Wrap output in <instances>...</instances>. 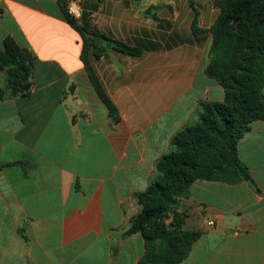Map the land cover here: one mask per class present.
<instances>
[{"label":"crops","instance_id":"obj_1","mask_svg":"<svg viewBox=\"0 0 264 264\" xmlns=\"http://www.w3.org/2000/svg\"><path fill=\"white\" fill-rule=\"evenodd\" d=\"M62 6L0 0V51L12 40L32 58L28 95L11 94L0 65V264H139L145 237L128 233L142 211L137 196L159 177L172 138L200 121L202 104L225 99L206 74L217 8L213 0H84L81 22L140 51L100 39L88 54L117 123ZM196 15L204 32L194 31ZM238 152L252 181L193 183L181 209L193 211L185 227L201 235L179 264H264V122L251 125Z\"/></svg>","mask_w":264,"mask_h":264},{"label":"trees","instance_id":"obj_2","mask_svg":"<svg viewBox=\"0 0 264 264\" xmlns=\"http://www.w3.org/2000/svg\"><path fill=\"white\" fill-rule=\"evenodd\" d=\"M227 2L224 1V3ZM259 2L264 3V0H244L232 7L228 3L224 17L220 16L210 29L213 42L210 50L211 62L206 74L223 86L226 93L225 102L203 103L198 125L189 126L172 138L171 146L183 152L163 156L157 169L165 176L166 181L171 180L173 184L157 180L152 182L145 193L137 196L142 211L134 220L128 233L142 231L145 237L147 251L139 264H179L188 257L193 244L201 235L199 232L184 231L176 227L158 228L151 231L149 225L161 218L164 210L148 208V204L151 205L155 201L172 203L176 196L186 199L190 196L193 183L198 180L221 181L230 185L252 181L248 166L239 157L238 145L245 134L250 132L254 122H264V44L256 57L250 60L251 68L248 79L237 81V84L235 80L233 87H230L227 84L228 75L235 70L240 47L244 49L249 43L246 40L249 31L246 29L243 39H239L228 30H221L233 22L240 23L244 15L252 16ZM62 3L67 21L84 37L83 61L90 79L99 97L108 108L110 116L118 123L121 120L120 113L97 76L88 54L100 39L110 42L115 49L125 54L137 56L140 51L100 35L91 29L88 22L77 23L67 13L66 0H62ZM197 17L196 15L193 23L194 31L204 32L197 27ZM252 26H256V30L264 36V21ZM0 65L2 69L9 68L10 86H15L11 94L13 96L28 95L30 92L29 78L32 75L31 56L15 42L8 40L5 52L0 51ZM235 85L240 88V93L231 95ZM231 98L239 111L230 107L228 102ZM3 167L0 166V170ZM178 170H195L200 171L201 174L194 179H188L185 174L173 173ZM174 235L179 239L177 244L181 249L180 252L172 249Z\"/></svg>","mask_w":264,"mask_h":264},{"label":"rangeland","instance_id":"obj_3","mask_svg":"<svg viewBox=\"0 0 264 264\" xmlns=\"http://www.w3.org/2000/svg\"><path fill=\"white\" fill-rule=\"evenodd\" d=\"M213 1H214L215 7L217 8V17H216V21H217V19H219L220 16L224 17V15L226 14L228 3L231 4L230 6L232 7V5L233 6L237 5L243 2L244 0H213ZM224 1H228V2L224 3ZM252 18H254V20ZM261 21H264V3L259 2L256 4L254 13H252V16L244 15L240 23L233 22L230 25H228L227 28H223L221 30V31H223L224 29L228 30L229 33L233 34L234 36H237V38L239 39L240 38L243 39L244 34H245L244 32L246 29L249 31V35L246 37V40L249 43L244 49L240 47L239 56H238V60L235 66V70L233 71L232 74L228 75L227 84L230 87H233L235 80L237 84V81H243L244 79H248V75L250 74V68H251L250 60L256 57V55L259 53V51L261 50L264 44V36L261 33H259L258 30H256V26H252L255 23L257 22L259 23ZM231 78L232 80H230ZM239 89L240 88L237 85H235V89L233 90V94L231 95H234L237 93L239 94L240 93ZM224 102H225V99H224ZM228 103L232 109L236 111L238 110V108L235 107V104L232 98L229 100ZM199 122L191 126L198 125ZM174 152L180 153V152H183V150H180V149H177L176 147L171 146V150L169 154L174 153ZM157 171L159 173V177L155 181L160 180L161 182H164V183L166 182L169 184H173L171 180L166 181L165 176L160 174L161 171L159 169H157ZM173 173L174 174L176 173L185 174L186 176H188V179H194L196 176H199L201 174L200 171H195V170L194 171L178 170ZM173 199L175 200V202L173 200L174 203L173 202L168 203L165 201H155L153 204L151 203V205L148 204V208L164 210L162 217L157 219L156 221H154L152 224L149 225V229L151 231L158 229V228L172 229L173 227H176L177 229H181L184 231H188L187 227H185V224L189 221L188 219L191 218L192 216L191 213H193V211L191 209L190 210L181 209V207L184 206V204L182 205V203H184L183 201L185 198L176 196ZM178 240L179 239L176 235L172 237V242L174 243L172 246V249L175 252L181 251V249L179 248L177 244Z\"/></svg>","mask_w":264,"mask_h":264},{"label":"built area","instance_id":"obj_4","mask_svg":"<svg viewBox=\"0 0 264 264\" xmlns=\"http://www.w3.org/2000/svg\"><path fill=\"white\" fill-rule=\"evenodd\" d=\"M67 13L77 23H81L84 13V0H66ZM211 226H215V223H210Z\"/></svg>","mask_w":264,"mask_h":264}]
</instances>
